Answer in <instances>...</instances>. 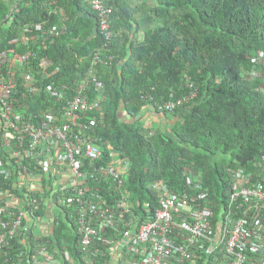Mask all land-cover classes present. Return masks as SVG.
Wrapping results in <instances>:
<instances>
[{
    "label": "built area",
    "instance_id": "built-area-1",
    "mask_svg": "<svg viewBox=\"0 0 264 264\" xmlns=\"http://www.w3.org/2000/svg\"><path fill=\"white\" fill-rule=\"evenodd\" d=\"M42 1L50 14L56 0ZM86 2L106 42L74 83L58 79L52 58L38 56L47 32L35 35L37 52L24 37L23 52L0 53V264H264V153L227 170L228 195L217 209L193 176L183 192L153 180L157 206L146 203L143 219L128 205L126 161L114 154L97 163L103 154L94 132L105 100L98 69L116 61L113 11L106 0ZM185 86L187 95L161 109L190 105L198 92L187 76ZM66 216L78 230L73 256L64 240H52Z\"/></svg>",
    "mask_w": 264,
    "mask_h": 264
},
{
    "label": "trees",
    "instance_id": "trees-1",
    "mask_svg": "<svg viewBox=\"0 0 264 264\" xmlns=\"http://www.w3.org/2000/svg\"><path fill=\"white\" fill-rule=\"evenodd\" d=\"M131 1L106 0L113 11L109 47L116 61L98 69L105 100L94 132L103 154L97 163L114 154L126 161V198L142 219L146 203L157 206L148 188L156 178L183 192L193 176L217 209L228 195L227 170L236 160L248 167L264 153V0ZM42 2L0 0V53L23 52L24 37L37 52L33 39L47 32L38 56L48 55L60 66L58 79L74 83L106 42L96 14L86 0H56L50 14ZM139 14L151 25L136 37ZM185 75L197 97L174 113L162 110L165 101L188 94ZM140 90L153 100L143 99ZM146 106L164 115L168 130L143 125L138 115ZM76 230L68 216L53 227L54 244L64 240L70 256L79 241Z\"/></svg>",
    "mask_w": 264,
    "mask_h": 264
},
{
    "label": "crops",
    "instance_id": "crops-1",
    "mask_svg": "<svg viewBox=\"0 0 264 264\" xmlns=\"http://www.w3.org/2000/svg\"><path fill=\"white\" fill-rule=\"evenodd\" d=\"M129 1L131 3H134L131 0H129ZM137 19H138L141 27L138 30V33H136V37L140 36L145 31V29H147L151 25L143 14H139L137 16ZM133 35H135V34H133ZM138 116H139V120L143 123V125L146 128L160 127L164 130H168V125H167L169 123L168 120L164 117V115L157 113L153 109L152 106L144 107ZM180 117H181V114L179 113V114H177V117L174 119H176V121H177L180 119Z\"/></svg>",
    "mask_w": 264,
    "mask_h": 264
},
{
    "label": "clouds",
    "instance_id": "clouds-1",
    "mask_svg": "<svg viewBox=\"0 0 264 264\" xmlns=\"http://www.w3.org/2000/svg\"><path fill=\"white\" fill-rule=\"evenodd\" d=\"M263 88H264V85L261 86V90H262ZM262 92H263V90H262Z\"/></svg>",
    "mask_w": 264,
    "mask_h": 264
},
{
    "label": "rangeland",
    "instance_id": "rangeland-1",
    "mask_svg": "<svg viewBox=\"0 0 264 264\" xmlns=\"http://www.w3.org/2000/svg\"><path fill=\"white\" fill-rule=\"evenodd\" d=\"M185 77H186V75H185ZM193 82V81H192ZM196 89H197V87H196ZM198 90V89H197ZM156 179H161V178H156ZM155 180V179H154ZM63 217V216H62Z\"/></svg>",
    "mask_w": 264,
    "mask_h": 264
}]
</instances>
